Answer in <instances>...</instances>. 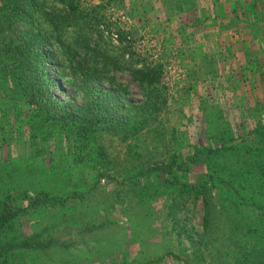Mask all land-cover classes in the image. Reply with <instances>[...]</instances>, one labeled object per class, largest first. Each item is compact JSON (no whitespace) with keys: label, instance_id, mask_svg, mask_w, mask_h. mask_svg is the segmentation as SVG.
Listing matches in <instances>:
<instances>
[{"label":"trees","instance_id":"16d2710c","mask_svg":"<svg viewBox=\"0 0 264 264\" xmlns=\"http://www.w3.org/2000/svg\"><path fill=\"white\" fill-rule=\"evenodd\" d=\"M57 1L68 7L73 17L69 23V17L53 18L45 10L43 20L35 23V11L44 8L36 0H3L0 9V146L8 151L0 155V264H24L20 255L26 249L44 246L37 234L25 233L21 218L82 197L79 182L88 163H94L91 189L114 177L116 166L108 150L94 143L96 131L139 132L132 130L138 126L134 117L118 109L121 91L92 82L99 62L96 52L89 58L91 66L82 61L75 66L82 102L56 94L70 55L66 28L76 29L75 46L81 45L84 28L81 1ZM222 2L230 29L238 27L242 33L238 42H230L226 55L230 97L217 98L214 88V97L200 102L201 123L196 131L187 128L184 145L179 136H166L165 121L159 119L158 112L168 105L159 91V65L135 67L131 62V77L146 92V99L131 107L148 113L156 143L138 150V144H128L122 169L138 203L164 198L185 264H264V0ZM200 11L195 6L187 18L203 41L212 21ZM103 60L104 66L112 62L110 57ZM109 80L115 83V77ZM200 203L201 229L191 222Z\"/></svg>","mask_w":264,"mask_h":264},{"label":"rangeland","instance_id":"374dc122","mask_svg":"<svg viewBox=\"0 0 264 264\" xmlns=\"http://www.w3.org/2000/svg\"><path fill=\"white\" fill-rule=\"evenodd\" d=\"M80 1V22L84 25L79 37L81 45L75 46L73 39L78 33L74 26L68 25L64 37L70 55L64 60L63 86L55 92L61 98L82 102L84 92L79 89L80 76H75V66L77 61L91 66L89 58L97 53V74L92 82L104 89L121 91L118 109L122 114L129 113L134 117L138 126L132 130L139 132L119 135L103 128L95 132V145L104 146L116 166L112 168L114 177L108 181L103 179L98 187L91 189L94 182L89 180V173L94 172V163L90 162L85 166V172L81 171L79 187L85 191L82 197L70 198L65 205L25 214L21 218L24 225L27 224L25 233L28 236L37 234L44 246L26 249L20 259L24 264H185V254L167 214L164 198L157 197L152 203H138L129 180H125L127 172L122 169V164L128 153L127 145L138 144L140 148H135L138 150L146 145L155 147L156 143L152 123L146 121L148 113L131 107L143 102L146 92L132 79L128 66L131 62L135 67L159 65L162 70L159 91L168 101L167 108L161 114L158 112L162 115L159 119L165 121L163 127H167V137L177 135L186 145L187 128L196 131L203 117L200 102L214 97V88L217 98L226 100L230 97V80L224 76L226 55L230 42L241 39V30L238 27L230 29L222 0ZM206 1L207 7L202 9L201 15L204 18L210 16L212 28L207 27L203 36L206 40L198 41L192 27L194 21L188 20L187 16L194 13L195 6ZM2 2L0 0V9ZM36 3L40 4V9L41 5L44 8L35 11L38 18L35 23L43 20V10L51 13L53 18L69 17L67 23L73 20L68 7L57 0H36ZM121 31L126 34L125 38L121 37ZM83 39L84 43L81 42ZM103 57L112 59L109 66H104ZM112 76L115 83L109 80ZM2 103L3 99L0 106L4 105ZM182 108L187 115L193 116L191 121L185 118ZM197 117L200 120L196 121ZM2 120L5 122V117ZM124 136L129 138L124 140ZM10 145L16 147L13 140ZM7 152L6 146H0V155ZM192 213L193 226L201 229V203ZM170 249L174 252L170 253Z\"/></svg>","mask_w":264,"mask_h":264},{"label":"crops","instance_id":"0c3cea01","mask_svg":"<svg viewBox=\"0 0 264 264\" xmlns=\"http://www.w3.org/2000/svg\"><path fill=\"white\" fill-rule=\"evenodd\" d=\"M207 4H208V3H207V1H206L205 3L203 2L201 5L198 6L199 9L201 10V11H200L201 13L203 12L202 9L207 7ZM206 16H208V15H206ZM203 18H204V17H203Z\"/></svg>","mask_w":264,"mask_h":264},{"label":"built area","instance_id":"2783aa9c","mask_svg":"<svg viewBox=\"0 0 264 264\" xmlns=\"http://www.w3.org/2000/svg\"><path fill=\"white\" fill-rule=\"evenodd\" d=\"M126 16H124L123 18H125Z\"/></svg>","mask_w":264,"mask_h":264}]
</instances>
